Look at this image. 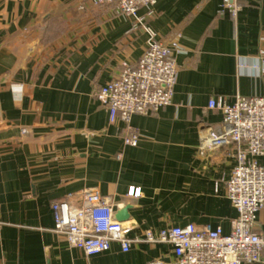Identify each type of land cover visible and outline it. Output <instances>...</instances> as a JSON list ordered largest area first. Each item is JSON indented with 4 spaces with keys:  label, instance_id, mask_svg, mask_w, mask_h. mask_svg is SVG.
Masks as SVG:
<instances>
[{
    "label": "crops",
    "instance_id": "crops-1",
    "mask_svg": "<svg viewBox=\"0 0 264 264\" xmlns=\"http://www.w3.org/2000/svg\"><path fill=\"white\" fill-rule=\"evenodd\" d=\"M239 5L236 18L222 0H158L153 16L138 12L159 41L178 36L181 53L171 105L126 125L110 123L96 93L146 48L132 19L89 0H0V264H176L168 244H113L90 257L71 248L53 231L52 204L91 189L112 199L131 239L191 224L230 233L234 149L201 154L199 144L222 128L210 99L264 98V0ZM131 133L136 146L124 143ZM131 188L140 197H127ZM254 231L264 232V209Z\"/></svg>",
    "mask_w": 264,
    "mask_h": 264
},
{
    "label": "built area",
    "instance_id": "built-area-1",
    "mask_svg": "<svg viewBox=\"0 0 264 264\" xmlns=\"http://www.w3.org/2000/svg\"><path fill=\"white\" fill-rule=\"evenodd\" d=\"M94 7L109 5L116 14L133 20V27L147 35L146 48L135 65L124 63L114 79L100 87L96 98L109 113L110 123L121 121L129 125L135 115L148 116L171 105L177 79L176 57L181 53L178 36L170 43L157 39L143 18L153 16L158 0H89ZM221 13L227 11L236 18L239 0H222ZM208 109L222 114V128L209 133L199 144L204 154L217 149H234V166L225 181L226 197L237 212L231 231L224 234L220 227L210 225L184 228L169 227L158 232L145 231L143 239L128 237L130 227L115 220L112 199L97 191L79 193L76 203L67 200L52 204L54 233L86 256L110 250L113 244L127 253L137 242L168 244L173 248L176 264H254L263 260L264 232L254 231L258 213L264 209V98L236 97L228 104L222 97L210 99ZM137 133L124 139L125 145L136 146ZM139 189L131 188L127 197H140Z\"/></svg>",
    "mask_w": 264,
    "mask_h": 264
},
{
    "label": "water",
    "instance_id": "water-1",
    "mask_svg": "<svg viewBox=\"0 0 264 264\" xmlns=\"http://www.w3.org/2000/svg\"><path fill=\"white\" fill-rule=\"evenodd\" d=\"M129 210H130L129 207H127L125 210H123V211L119 214L117 220L120 221V222L127 221V219H128V211H129Z\"/></svg>",
    "mask_w": 264,
    "mask_h": 264
}]
</instances>
